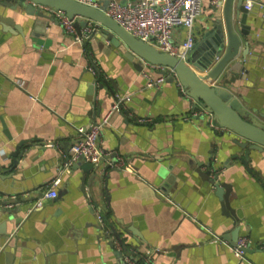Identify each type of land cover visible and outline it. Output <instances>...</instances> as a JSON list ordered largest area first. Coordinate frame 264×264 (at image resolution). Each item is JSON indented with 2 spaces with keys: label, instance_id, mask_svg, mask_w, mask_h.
Wrapping results in <instances>:
<instances>
[{
  "label": "crops",
  "instance_id": "crops-1",
  "mask_svg": "<svg viewBox=\"0 0 264 264\" xmlns=\"http://www.w3.org/2000/svg\"><path fill=\"white\" fill-rule=\"evenodd\" d=\"M211 16L206 0L193 25L195 41ZM29 21L23 34L0 28V160L7 162L21 138H37L28 158L20 161L11 187L19 190L27 180L43 184L40 190L44 191L76 137V126L107 115L99 145L112 152L109 157L122 156L131 170L99 173L101 179L92 189L83 180L86 173L80 166L65 172L56 197L44 198L39 207L21 213L17 228L12 220L0 219V245L1 238L16 230L10 246L0 249V264H123L126 252L139 256V264H264L259 249L264 242V151L252 152L247 168L237 160L224 166L230 164L227 160L234 151L232 134L216 135L206 118H192V102L180 94L176 82L166 81L167 75L159 86L149 87L147 76L156 78L160 70L142 62L137 70L114 48L108 52L97 48L99 60L95 59L88 45L74 42L58 22L34 28L33 18ZM247 23L252 32L261 30L263 50L264 28L260 29L259 19ZM184 36L183 28L174 30L175 42ZM85 47L101 74L114 78L128 94L124 112L113 110V98L100 91L99 113L88 114L90 61ZM249 68L254 75L244 86L239 82L241 102L261 109L264 66L250 64ZM47 142L53 145L43 151L40 143ZM216 142L220 143L216 166L223 167L220 180L231 185L229 206L238 217V236L251 241L243 258L234 255L229 243L233 216L222 211L214 190L187 164L190 158L205 160ZM162 166L168 168L165 174L173 175L171 181L157 179ZM87 198L90 202L94 198L120 233L121 253L108 243L112 235L99 238L95 217L99 212L91 209Z\"/></svg>",
  "mask_w": 264,
  "mask_h": 264
},
{
  "label": "water",
  "instance_id": "water-1",
  "mask_svg": "<svg viewBox=\"0 0 264 264\" xmlns=\"http://www.w3.org/2000/svg\"><path fill=\"white\" fill-rule=\"evenodd\" d=\"M109 1L101 0V4L96 7L78 0H0V28L2 31L12 34H23V25H29V20L32 18L34 28L45 25L48 21L58 22L45 9L46 7L52 8L64 12L70 19L74 18V26L79 34L81 28L91 29L83 44L88 45L95 59L99 60L97 48L100 47L107 52L114 48L137 70L142 69L141 60L152 65L171 68L174 74L169 75L166 81L180 84L183 90L179 89L180 94L192 102V111L200 110L199 117L206 118L207 124L212 121L218 127V130L215 129L214 132L216 135L223 136L225 132L232 134L230 142L234 146V151L227 160L230 164L224 162L223 165L229 167L237 160L247 168L252 152L264 151V108L251 109L241 102L243 101L242 85L239 82L244 83V86L254 75V72L249 68L250 64L264 66V58H262L264 49L262 50L259 43L261 30L252 32L251 24L247 23L249 19H259L260 29L264 28V0H251L250 9L245 7L246 0H223L220 7L212 8L211 20L194 42L186 60L159 51L151 44L128 33L106 14L105 10ZM16 19L19 22H16ZM89 50L86 52L92 70L87 69L90 73L88 93L91 99V109L88 110V114L92 116V113H99L100 102L97 101V97L100 91H103L105 96L113 98L111 105H114L119 99L121 108L119 112H124L125 110L122 109L123 105L128 106V94L118 88L114 78L101 74L98 64L93 60ZM258 59L260 61H257ZM164 73V70L161 71V74ZM95 102H97V107L92 110ZM78 127L80 126L75 128V135ZM36 140L37 138L34 137L21 138L15 144L12 152L7 155V162L0 160V219L12 220L16 228L23 219L21 213H26L27 210L33 208L35 200L42 193L40 187L43 184L41 183L25 180L22 187L18 188L19 190L10 185L17 176L16 172L19 169L20 161L28 158V153L34 149L35 144L33 143ZM40 145L44 151L46 145L41 143ZM219 147L220 143H212L211 150L205 160L190 158L187 164L205 185L214 190L215 195L221 201L222 211L233 216L234 230L230 240L228 239L230 245L233 246L238 238V217L229 206L228 194L231 185L220 180L223 167L216 166V153ZM109 159L113 158L109 157ZM62 160L63 158L61 162ZM79 162L72 167H81L86 173L83 180L87 179L88 187L92 189L93 184L96 180L101 179L102 174L98 177L99 173L92 164ZM162 165L164 164L162 163ZM114 169L117 170V168ZM166 171L168 168L163 166L157 170V179L160 182L163 180L168 182L173 179V175L165 174ZM22 191L24 192L22 193ZM87 201L93 211L98 210L105 224V228H103L96 219L97 228L101 232L99 238L107 240L112 235L108 243L114 247L115 239L122 246L120 233L108 223L107 217L95 204L94 198H92V202L89 198ZM15 234L16 230L12 228L6 236L1 238L2 246H0L3 247L0 248L1 250L10 246ZM136 236L138 239L142 238L139 233H136ZM247 250L246 248L244 251ZM115 252L121 253L117 249Z\"/></svg>",
  "mask_w": 264,
  "mask_h": 264
},
{
  "label": "built area",
  "instance_id": "built-area-1",
  "mask_svg": "<svg viewBox=\"0 0 264 264\" xmlns=\"http://www.w3.org/2000/svg\"><path fill=\"white\" fill-rule=\"evenodd\" d=\"M85 4L98 7L100 4L96 0H78ZM206 0H126V1H109L105 10L106 14L112 17L120 26L137 39L147 42L157 48L159 51L166 52L176 57L186 60L191 50L196 34L193 29L196 18L200 15L203 4ZM211 8L220 7L223 0H207ZM251 0H247L245 7L250 9ZM58 21L64 32L68 34L74 42L83 43L91 32L90 28H82L79 34L74 26V18L70 19L66 14L52 8H45ZM176 28H183L185 36L180 41L175 42L173 33ZM142 64L165 71L164 74L158 75L156 78L147 76L146 85L149 87L159 86L164 82L166 75L174 74L171 68L152 65L145 60H141ZM88 70H92L87 66ZM181 91L182 87L176 83ZM21 86V83H19ZM119 99L113 105V110L118 111ZM200 110L192 111V118L199 116ZM191 119L190 117H186ZM108 115L96 122H91L87 126H80L76 129V137L70 143L60 167L56 174L48 182L46 189L35 200L34 207H39L44 198H54L57 195L56 188L61 182V176L68 172L72 166L79 162H87L93 165L98 173H105L110 169L131 170L129 164L126 163L122 156L109 159L112 152L104 150L99 145L100 135L103 127L107 124ZM209 125L218 129L212 122ZM45 145L51 146L52 142ZM96 219L105 228L100 213H97ZM251 241L247 236H238L232 251L235 256L243 258L245 249L250 247ZM114 246L117 250H121L120 242L114 239ZM260 251L264 252V242L259 245ZM139 256L134 253L124 255L123 264H139Z\"/></svg>",
  "mask_w": 264,
  "mask_h": 264
},
{
  "label": "trees",
  "instance_id": "trees-1",
  "mask_svg": "<svg viewBox=\"0 0 264 264\" xmlns=\"http://www.w3.org/2000/svg\"><path fill=\"white\" fill-rule=\"evenodd\" d=\"M86 48V51L88 50V48L87 47H85Z\"/></svg>",
  "mask_w": 264,
  "mask_h": 264
}]
</instances>
